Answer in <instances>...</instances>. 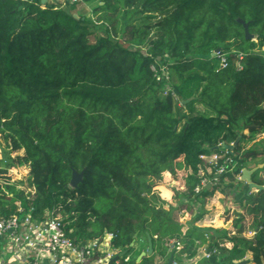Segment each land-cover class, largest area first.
Returning <instances> with one entry per match:
<instances>
[{
    "label": "trees",
    "instance_id": "16d2710c",
    "mask_svg": "<svg viewBox=\"0 0 264 264\" xmlns=\"http://www.w3.org/2000/svg\"><path fill=\"white\" fill-rule=\"evenodd\" d=\"M100 2L94 20L75 16L81 3L0 0V134L24 151L0 160V179L27 165L35 190L0 183V217L19 203L33 206L40 217L61 215L77 242L114 232L128 251L150 233L154 254L140 262L141 252L132 254L131 264L167 259L170 240L180 238L179 264H264V189L229 174L224 188L203 193H234L238 216L232 205L219 220L234 229L201 225L206 211L177 212L199 181L201 155L219 142L239 138L232 151L245 166L264 154L243 145L264 133V0ZM243 21L254 37L246 38ZM97 25L106 32L92 41ZM164 64L170 78L161 81L153 66ZM74 171L82 174L77 186ZM252 179L264 185V166ZM202 244L216 253L195 259Z\"/></svg>",
    "mask_w": 264,
    "mask_h": 264
},
{
    "label": "built area",
    "instance_id": "2783aa9c",
    "mask_svg": "<svg viewBox=\"0 0 264 264\" xmlns=\"http://www.w3.org/2000/svg\"><path fill=\"white\" fill-rule=\"evenodd\" d=\"M71 3H84L89 0H69ZM220 58V68L229 64L227 55L220 50H215ZM244 53L238 54L237 68L242 69ZM158 80H169L167 64L156 69ZM160 69V71H159ZM166 93L170 90L167 85ZM224 143H219L217 150L201 155L205 166L199 170V181L192 192L182 196L181 202L191 208V215H202L205 209L206 198L202 196L206 191L224 188L228 182V175L232 174L236 180H241L243 169L247 166L233 153L232 148H227ZM256 191V190H255ZM34 195L35 190H30ZM186 210L181 211V216ZM207 238L209 237L206 234ZM116 234L107 232L99 237L80 243L71 238L66 230L63 218L49 213L40 217L32 206L25 209L21 203L15 213L0 217V264H131L134 244L132 249L122 250L114 244ZM182 239L170 240V248L177 251L183 247ZM197 243L199 241L197 240ZM224 243H222L223 245ZM227 245V243H225ZM197 259L210 257L216 253L217 248L209 249L207 244L197 248ZM165 258L157 256L156 264H163ZM175 264H179L175 260Z\"/></svg>",
    "mask_w": 264,
    "mask_h": 264
},
{
    "label": "rangeland",
    "instance_id": "374dc122",
    "mask_svg": "<svg viewBox=\"0 0 264 264\" xmlns=\"http://www.w3.org/2000/svg\"><path fill=\"white\" fill-rule=\"evenodd\" d=\"M98 3H102V2H100V0H93V1L88 3V4H90V7H91L90 10H88V11L87 10H83L84 7H80L78 9L79 10L78 12H81L80 14L81 15H85V16H87L86 15V13H87V14H89V17H92L94 20H97L98 16L93 13V9H94L95 5H97ZM81 5H84V3H81ZM90 13L93 14V15H91ZM105 32H106L105 27H103L102 25H97V27L93 28V33L91 35V40L95 41V39L99 35L105 34ZM260 51L264 53V47L261 48ZM196 109L197 110H201V111H205L206 110L205 106L202 105V104H197V108ZM193 113L196 114V111H194ZM246 132H248V131H246ZM243 145H244L245 148L254 147L256 150L262 151V149L264 148V133L259 135L255 140L244 141ZM204 147L206 148L207 145H205ZM23 152H24L23 150L22 151H13L11 149V147L9 146V144L3 139V136L0 134V160L9 161V157H15L18 154H23ZM258 165H261V167L264 166V154L260 158L253 159L247 165V167L248 168H253V167H256ZM5 182L16 183L19 188L25 189L26 192H29L30 190H33V187L30 184L31 183L30 167L27 166V165H14V166H12L11 168H9L7 177L3 178V179H0V183L1 184H4ZM241 187L242 186H240L239 188L241 189ZM223 194H224V197L221 196V195H219V196H217V195L214 196L213 195L214 197L210 196L209 198H206L204 206H205V209H206L205 215H206L207 220L204 219V217H203V220L201 221V225H204V226L213 225L214 227H221V228L227 227L229 229H234L231 223L226 224L224 226V225H221L220 222H219V220L222 221V219L224 218V213L227 211V208L229 206L234 205L232 207H235V208L238 207L235 204L234 193H228V194L223 193ZM216 199H218V201H220V202H218V201L216 202L215 201L216 202L215 203L214 200H216ZM182 204L184 206L177 210L178 215L181 216V211L182 210H186L191 215L190 209L192 207L189 209V208H187L186 203H182ZM219 204L221 206H219ZM213 206H214V209L219 206L220 213L216 212L215 210L213 211V208H212ZM235 208H234V210H235ZM238 209H239V207H238ZM212 211H213V213H212ZM187 212L184 215H182L181 217L184 216L183 218H185L187 216ZM225 214L227 215V212ZM237 216H238V211H237V208H236V210L232 212V218L233 217L235 218ZM254 230H255L254 225L249 224L248 225V230L245 233V235L248 236L249 238H253L254 234H255ZM230 234L232 235V233H230ZM147 243H148L147 239H146V237L144 235L137 236L136 239H135V244H134V249L135 250H133V255L136 256L139 253V251L140 252L146 251L147 250V248H146ZM226 243H227L226 246H228V247L232 246L231 242L227 241ZM183 258H184V260H183L182 263H188V262H192L193 261V259L188 260L186 258V256H184ZM195 259H197V258H195ZM197 262L198 261H196L195 263H197Z\"/></svg>",
    "mask_w": 264,
    "mask_h": 264
},
{
    "label": "water",
    "instance_id": "95a60500",
    "mask_svg": "<svg viewBox=\"0 0 264 264\" xmlns=\"http://www.w3.org/2000/svg\"><path fill=\"white\" fill-rule=\"evenodd\" d=\"M41 1H42V3H45L46 0H41ZM66 1H69V0H66ZM20 8H22V6ZM75 16L76 17H79L78 14H75ZM243 23H244V26H245L246 38H252V37H254V35L249 31L248 23H246L244 21H243ZM215 54H216V52L213 51L212 52V55L214 56ZM176 92H177V90H176ZM188 100L189 99L184 100L183 102H186ZM238 140H239V138L237 139V141L235 143L226 144L225 146L227 148H233L237 144ZM259 167H261V165H258V166L253 167V168L246 167L245 169H243L242 175H241V179L243 181H245L246 183L249 184L250 189H255L257 191L264 189V185H262V186L261 185H258L255 182H253V179H252V174ZM81 175L82 174L79 173V172H77V171H74L73 172V177H72V181H71V184L73 186H77L78 185V182L81 180ZM147 241H148V248H147L146 251H142L139 254V256L137 257V262H140L145 256H152L154 254L153 238H152V235L150 233H147ZM175 254H176V250L172 251L171 254H170V256H169V258H168V260H167V262L165 264H175ZM243 263H245V261L239 262L238 264H243Z\"/></svg>",
    "mask_w": 264,
    "mask_h": 264
},
{
    "label": "crops",
    "instance_id": "0c3cea01",
    "mask_svg": "<svg viewBox=\"0 0 264 264\" xmlns=\"http://www.w3.org/2000/svg\"><path fill=\"white\" fill-rule=\"evenodd\" d=\"M41 2H42V1H41ZM67 2H68V1H66V0H46L45 3H42V4H53V5H56V6H58V5H59V6H65ZM90 4H91V3H90ZM90 4H88L87 6H85L83 10H87V11L90 10V9H91ZM80 13H81V12H78L77 14H78V15H81ZM90 14H91V13H90ZM86 15L89 17V14L86 13ZM91 15H93V14H91ZM215 201L217 202L218 199L214 200V202H215ZM216 202H215V203H216ZM218 202H220V201H218ZM213 204H214V203H213ZM219 206H221V205L219 204ZM219 206H218L217 208H215V209H214V206H213V207H212V208H213V211L215 210L216 212L220 213ZM221 209H222V208H221ZM213 211H212V213H213ZM212 213H211V214H212ZM211 214H210V215H211ZM206 220H207V219H206ZM147 242H148V241H147ZM146 248H148V244L146 245ZM169 256H170V255H169ZM250 257H251V256H250ZM168 258H169V257H167V259L164 260L163 264L167 262ZM250 264H253V263L251 262Z\"/></svg>",
    "mask_w": 264,
    "mask_h": 264
},
{
    "label": "clouds",
    "instance_id": "9594fccd",
    "mask_svg": "<svg viewBox=\"0 0 264 264\" xmlns=\"http://www.w3.org/2000/svg\"><path fill=\"white\" fill-rule=\"evenodd\" d=\"M245 182V181H244ZM252 190H255V189H252ZM257 191V190H256ZM176 250V249H175ZM177 251V250H176ZM175 256H176V254H175ZM165 264V263H164Z\"/></svg>",
    "mask_w": 264,
    "mask_h": 264
}]
</instances>
